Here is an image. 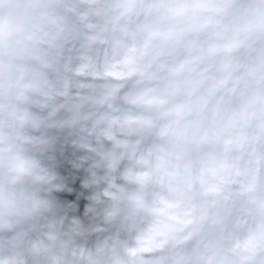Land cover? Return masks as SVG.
Listing matches in <instances>:
<instances>
[{"label": "clouds", "instance_id": "obj_1", "mask_svg": "<svg viewBox=\"0 0 264 264\" xmlns=\"http://www.w3.org/2000/svg\"><path fill=\"white\" fill-rule=\"evenodd\" d=\"M0 264H264V0H0Z\"/></svg>", "mask_w": 264, "mask_h": 264}]
</instances>
